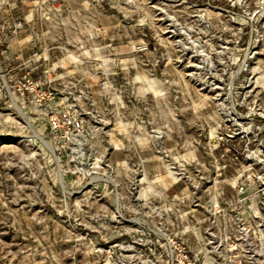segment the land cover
<instances>
[{
	"label": "rangeland",
	"instance_id": "rangeland-1",
	"mask_svg": "<svg viewBox=\"0 0 264 264\" xmlns=\"http://www.w3.org/2000/svg\"><path fill=\"white\" fill-rule=\"evenodd\" d=\"M230 102L257 116L264 156V0H0V264H94L92 234L108 246L86 218L95 195L126 201L141 160L144 196L185 192L168 166L217 165ZM51 109L81 114L88 148L56 151Z\"/></svg>",
	"mask_w": 264,
	"mask_h": 264
},
{
	"label": "built area",
	"instance_id": "built-area-1",
	"mask_svg": "<svg viewBox=\"0 0 264 264\" xmlns=\"http://www.w3.org/2000/svg\"><path fill=\"white\" fill-rule=\"evenodd\" d=\"M24 88L36 93L40 101L49 99L33 83ZM216 99L219 106L227 99L238 102L222 92L216 93ZM228 108L225 121L232 127L225 134L216 131L219 135L214 137V150L221 147L217 165L208 172L199 169L195 159L176 160L177 165L172 162L168 166L173 178L184 181L185 192L170 197L161 191L154 198L144 196L142 185L152 180L145 175L141 160L133 166L126 201L117 192L111 202L101 193L95 195L97 202L105 203L93 204L86 218L92 227L96 224L102 230L99 239L108 246L93 248L92 234L94 264H264V156L256 146L258 133L253 125L257 116L253 111L243 113L233 102ZM47 118L49 133L57 141L56 151L88 148L81 114L51 109ZM233 165L238 166L228 181L218 178ZM191 166L193 174L188 171ZM224 184L234 190V200L224 198ZM86 186L76 193L95 194ZM198 212L202 215L197 216ZM118 224L122 231L108 232ZM191 240L199 244L197 249L193 250ZM119 243L123 250L116 252Z\"/></svg>",
	"mask_w": 264,
	"mask_h": 264
},
{
	"label": "bare ground",
	"instance_id": "bare-ground-1",
	"mask_svg": "<svg viewBox=\"0 0 264 264\" xmlns=\"http://www.w3.org/2000/svg\"><path fill=\"white\" fill-rule=\"evenodd\" d=\"M50 151H51V153H52V156L54 157V159L56 160V162L58 163V164H60V159L58 158V156L56 155V153L54 152V150H53V148L50 146ZM60 168V167H59ZM114 186L115 187H117L116 186V184H114Z\"/></svg>",
	"mask_w": 264,
	"mask_h": 264
}]
</instances>
